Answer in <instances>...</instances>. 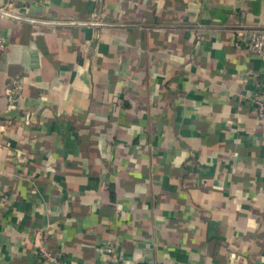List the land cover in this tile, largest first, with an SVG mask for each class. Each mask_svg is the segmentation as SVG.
<instances>
[{"label":"crops","instance_id":"0c3cea01","mask_svg":"<svg viewBox=\"0 0 264 264\" xmlns=\"http://www.w3.org/2000/svg\"><path fill=\"white\" fill-rule=\"evenodd\" d=\"M19 1L0 264H44L43 234L63 264H264V63L235 34L264 0Z\"/></svg>","mask_w":264,"mask_h":264},{"label":"built area","instance_id":"2783aa9c","mask_svg":"<svg viewBox=\"0 0 264 264\" xmlns=\"http://www.w3.org/2000/svg\"><path fill=\"white\" fill-rule=\"evenodd\" d=\"M19 0H6L4 5H0V19H17V20H29L26 16H22L19 8H17V4ZM99 21H93V24H99ZM86 25V23H82ZM237 40L243 44L245 49L250 53L257 57H260L264 63V30H252L245 29L241 31H236ZM9 47L8 41L5 36L0 33V62L2 56L6 53ZM259 91L252 96V102L254 104L256 115L259 118H264V70L262 73V79L259 86ZM26 118H30L29 114L25 115ZM27 121V119H25ZM40 244L38 246L37 252L39 254L40 259L44 264H63L56 253L52 252L45 245L44 240L46 239V235H41ZM104 254H108L111 256V261L113 264H125L118 262V258L115 256V252L112 247L104 248Z\"/></svg>","mask_w":264,"mask_h":264}]
</instances>
